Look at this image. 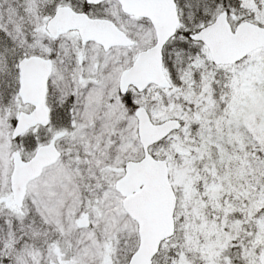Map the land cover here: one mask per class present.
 Returning <instances> with one entry per match:
<instances>
[{"label":"snow or ice","instance_id":"snow-or-ice-1","mask_svg":"<svg viewBox=\"0 0 264 264\" xmlns=\"http://www.w3.org/2000/svg\"><path fill=\"white\" fill-rule=\"evenodd\" d=\"M0 264H264V0H0Z\"/></svg>","mask_w":264,"mask_h":264}]
</instances>
